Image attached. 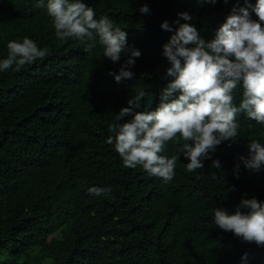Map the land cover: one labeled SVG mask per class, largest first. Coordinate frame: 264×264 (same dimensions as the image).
<instances>
[{"label": "trees", "instance_id": "16d2710c", "mask_svg": "<svg viewBox=\"0 0 264 264\" xmlns=\"http://www.w3.org/2000/svg\"><path fill=\"white\" fill-rule=\"evenodd\" d=\"M38 2L0 0V61L10 41L25 37L48 49L19 72L0 71V264H264V248L214 223L217 207L234 214L242 199L264 203V168L250 171L240 160L249 156L251 140L264 143V125L238 113L235 143L211 153L220 169L205 160L203 169L187 172L184 141L168 142L162 154L178 159L167 183L141 166L124 167L106 143L114 135L110 126L132 119H116L130 99L144 92L135 111L154 110L174 79L163 56L173 32L161 24L176 29L178 13L188 12L192 20L180 23L211 40L246 0H83L97 19L107 15L128 32V46L141 51L130 69L134 77L119 83L109 73H119L128 51L113 63L98 42L89 53L86 42L59 40ZM144 5L148 14L139 11ZM242 93V86L233 92L237 106ZM91 187L111 192L90 195Z\"/></svg>", "mask_w": 264, "mask_h": 264}, {"label": "clouds", "instance_id": "9594fccd", "mask_svg": "<svg viewBox=\"0 0 264 264\" xmlns=\"http://www.w3.org/2000/svg\"><path fill=\"white\" fill-rule=\"evenodd\" d=\"M204 2L215 4L217 0ZM246 5L234 7L211 40L202 38L191 23H180L181 19L192 20L188 12L178 13L176 29L168 21L161 24L163 30L173 32L163 45V56L171 65L167 75L174 79L163 90L161 102L154 110L135 111L145 96L140 92L128 101L129 107L116 115L117 121L125 116L132 119L118 128L109 127L114 135L106 143L114 145L124 167L141 166L149 176L160 177L165 183L171 181L178 157L169 158L162 153L168 142L179 138L178 143L184 141L180 152L188 161L187 172L203 169L205 160H212V166L220 169V160H213L211 153L223 142L235 143L240 128L237 114L243 112L249 120L264 125V0H256L254 5L246 0ZM36 7H46L59 40L86 42L84 50L89 53L98 42L104 57L113 63L119 62L127 50L129 58L119 73L109 75L117 83L134 77L130 69L141 51L128 46V32L115 26L107 15L97 19L94 9L83 0H47L46 5L45 0H39ZM139 11L148 14L150 9L144 5ZM252 12L258 19L252 18ZM7 48L8 56L0 61V71L19 72L48 55V49H41L27 37L22 42L10 41ZM238 86H242L243 93L237 106L233 92ZM247 147L249 156L240 160L248 170L259 172L264 168V143L253 139ZM239 169L237 164V178ZM110 192V187L88 189L95 196ZM214 223L243 242L264 248V203L258 199H242L234 214L217 207ZM242 259L247 260V253Z\"/></svg>", "mask_w": 264, "mask_h": 264}]
</instances>
